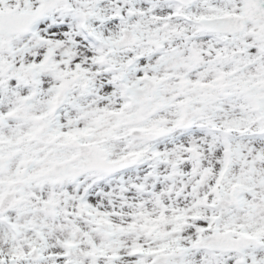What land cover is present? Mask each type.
Instances as JSON below:
<instances>
[{"label": "snow or ice", "instance_id": "obj_1", "mask_svg": "<svg viewBox=\"0 0 264 264\" xmlns=\"http://www.w3.org/2000/svg\"><path fill=\"white\" fill-rule=\"evenodd\" d=\"M0 264H264V0H0Z\"/></svg>", "mask_w": 264, "mask_h": 264}]
</instances>
